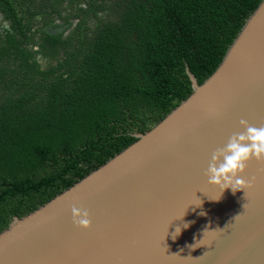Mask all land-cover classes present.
I'll return each mask as SVG.
<instances>
[{"label":"trees","instance_id":"16d2710c","mask_svg":"<svg viewBox=\"0 0 264 264\" xmlns=\"http://www.w3.org/2000/svg\"><path fill=\"white\" fill-rule=\"evenodd\" d=\"M260 1L0 0V232L186 98V68L211 74ZM38 15L77 22L51 35ZM32 44L63 58L40 69Z\"/></svg>","mask_w":264,"mask_h":264},{"label":"water","instance_id":"95a60500","mask_svg":"<svg viewBox=\"0 0 264 264\" xmlns=\"http://www.w3.org/2000/svg\"><path fill=\"white\" fill-rule=\"evenodd\" d=\"M57 34L64 27H46ZM132 143L0 232V264H264V160L244 191L208 184L212 154L264 128V0L202 82ZM87 213V226L78 221Z\"/></svg>","mask_w":264,"mask_h":264},{"label":"clouds","instance_id":"9594fccd","mask_svg":"<svg viewBox=\"0 0 264 264\" xmlns=\"http://www.w3.org/2000/svg\"><path fill=\"white\" fill-rule=\"evenodd\" d=\"M240 124L245 130L230 137L223 148L215 151L207 168L208 184L223 190L230 188L233 193L251 186L242 178L247 162L253 157L264 160V128H254L244 120ZM79 215L83 218L78 222L87 226V213Z\"/></svg>","mask_w":264,"mask_h":264},{"label":"flooded vegetation","instance_id":"af4514ba","mask_svg":"<svg viewBox=\"0 0 264 264\" xmlns=\"http://www.w3.org/2000/svg\"><path fill=\"white\" fill-rule=\"evenodd\" d=\"M34 22H33L32 30L34 29H37L38 31L45 30L47 33L51 35H57L59 33H63V35H66L69 29L72 26H74L77 21L75 19H72L71 23L64 22L57 17L54 18L53 20H46L43 19L41 15H38L36 16ZM47 26L51 28L60 26V27H64V29L57 34H53L47 30L46 28ZM4 29L11 30V22L10 20L4 17L3 13L0 12V33H4L5 32ZM31 46L32 49L35 51V53L33 54V58H35L38 61L40 69H48L51 65L56 66L58 64V60H61L63 58L62 51L55 52L53 55L42 56L40 51H38L39 50L38 44H32Z\"/></svg>","mask_w":264,"mask_h":264}]
</instances>
